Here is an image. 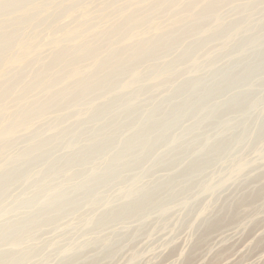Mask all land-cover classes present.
<instances>
[{"label":"rangeland","instance_id":"374dc122","mask_svg":"<svg viewBox=\"0 0 264 264\" xmlns=\"http://www.w3.org/2000/svg\"><path fill=\"white\" fill-rule=\"evenodd\" d=\"M0 264H264V0H0Z\"/></svg>","mask_w":264,"mask_h":264}]
</instances>
